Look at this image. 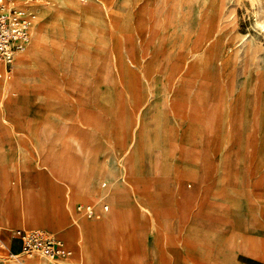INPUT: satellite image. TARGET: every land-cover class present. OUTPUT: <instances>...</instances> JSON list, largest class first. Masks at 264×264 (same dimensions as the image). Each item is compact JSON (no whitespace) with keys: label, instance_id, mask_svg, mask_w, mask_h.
<instances>
[{"label":"rangeland","instance_id":"obj_1","mask_svg":"<svg viewBox=\"0 0 264 264\" xmlns=\"http://www.w3.org/2000/svg\"><path fill=\"white\" fill-rule=\"evenodd\" d=\"M64 3L19 87L0 90L14 193L114 211L94 233L110 263L264 264V0Z\"/></svg>","mask_w":264,"mask_h":264},{"label":"bare ground","instance_id":"obj_2","mask_svg":"<svg viewBox=\"0 0 264 264\" xmlns=\"http://www.w3.org/2000/svg\"><path fill=\"white\" fill-rule=\"evenodd\" d=\"M64 1L65 0H57V5L54 7L53 6L45 7L42 3L36 7V16L32 22L31 31H30L31 41L28 42V44L24 49L16 53L14 58V63L12 65L13 72L11 74L6 72L4 77L0 80L1 91L9 92L10 90H15L16 88L19 87L16 81V74L21 72L26 66L31 64L34 55L36 54L41 42L43 41L44 25L42 24V20L46 18L47 15L51 12L52 14L54 15L56 14L63 18L68 17V14L65 13L63 10H56L58 5L63 4L65 6ZM19 189L22 198L21 203H13V206L10 208H3V207L2 209L0 208L1 209L0 213L2 215H6L9 217H14L15 215H18V211H17L18 206L16 205H20L21 208L23 209V215L25 216V220L30 219L33 221L40 222V224H47V225H49V223L56 224L62 221V219L57 215L55 208L50 206L47 207L46 205H42L41 203H39L40 194H41L40 188H38V192L36 193L29 192L27 189H25L24 182L20 181ZM110 202L113 203L112 201ZM111 218L114 219V211H111L109 214L104 213V216L101 219L100 217L98 218L95 217V221L93 222H87L83 219H80L82 224H80V226L77 229L78 231L77 235L75 236L73 234L66 235L65 232H63V235L66 237V239L69 242H72L76 245L73 257L66 256L67 258L65 257L64 260H62V256H54V257L46 258L39 253L27 254L23 251L22 248L21 254L9 256L11 258L10 260L11 262L5 261V264H11V263L30 264L33 259H36L35 257H37L38 260H40V262L41 261H43V263L45 262V264H48L49 262L53 264L61 263V261H67L70 264H100L103 260L105 261L104 264L106 263L114 264V263H110V261L108 260L109 252H110V249L108 247H110V244L105 242L97 243L95 238L96 235H94L98 226H101L102 222H105L106 220L109 221ZM131 220H133V218ZM46 227H49L51 229L53 228L54 230L55 229L61 230L60 228L57 227V225L46 226ZM129 227H132V230L136 229L135 224L133 222L129 224ZM33 230H43V229H33ZM128 231L132 236L133 234L130 231V228ZM18 235L21 238L23 244V240H24L23 235L20 233H18ZM81 251H83V253H81V255L83 254V258L79 259L77 255ZM36 254H38V256Z\"/></svg>","mask_w":264,"mask_h":264},{"label":"built area","instance_id":"obj_3","mask_svg":"<svg viewBox=\"0 0 264 264\" xmlns=\"http://www.w3.org/2000/svg\"><path fill=\"white\" fill-rule=\"evenodd\" d=\"M41 0H0V79L12 67L15 55L26 47L31 37V25L36 7ZM104 210L108 205L104 204ZM77 212L88 217H100L101 213L90 204H79ZM23 235V251L39 253L43 257L68 256L62 241L45 230H19Z\"/></svg>","mask_w":264,"mask_h":264},{"label":"crops","instance_id":"obj_4","mask_svg":"<svg viewBox=\"0 0 264 264\" xmlns=\"http://www.w3.org/2000/svg\"><path fill=\"white\" fill-rule=\"evenodd\" d=\"M0 172L4 174L3 179H0V208L1 209L2 207L10 208L13 206L12 204L14 201L21 203L22 198L19 197V193L18 195L14 193V183L12 180L11 173H7L8 172L7 169L6 170L2 169ZM68 185H69L68 192L71 195L70 197H73V196L79 197L80 195L77 192L75 184L69 181ZM80 204H87V203H80ZM66 205L67 203L61 206L58 210L56 209L57 215L62 219L61 222H58L56 224L49 223V225L41 224L42 225L41 227L57 225V227L60 228L62 232H65L66 235H69V234H73L74 236L77 235L78 234L77 229L80 226V224H82V222L78 218V214H81V213H78V214L75 213V210L73 209V205H67V206ZM78 205L79 204H77V206ZM16 206H18L17 207L18 215H15L14 217H9L6 215H2L0 213V230L3 229V230L11 231L7 235V237L1 240L6 243L8 247L9 256L18 255L22 253V240L19 237L18 233L11 235V233L14 231L13 227L16 224L17 225L20 224V226H24V227L18 228L16 230H26L27 228H32L31 226L36 224L35 222L29 221V220L25 221V216L23 215V209L21 208L20 205H16ZM77 206H76V211H77ZM97 211L101 212V210H97ZM102 211H105L104 208L102 209ZM0 247H1L0 249H5L4 245L2 244H0ZM81 253H83V251H81L77 255L79 259L83 258V254L81 255ZM35 258L36 259H33L30 264H45L43 263V261L40 262V260H38L37 257ZM64 258L65 257L62 256V260H64ZM3 261H6V260H3ZM48 264H53V263L49 262ZM54 264H70V263H68L67 261H61V263H54Z\"/></svg>","mask_w":264,"mask_h":264}]
</instances>
